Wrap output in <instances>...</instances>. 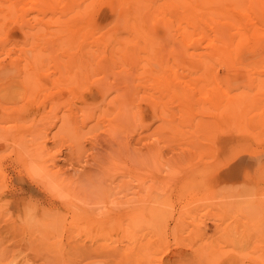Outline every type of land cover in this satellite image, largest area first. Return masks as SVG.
I'll use <instances>...</instances> for the list:
<instances>
[{
  "label": "rangeland",
  "instance_id": "1",
  "mask_svg": "<svg viewBox=\"0 0 264 264\" xmlns=\"http://www.w3.org/2000/svg\"><path fill=\"white\" fill-rule=\"evenodd\" d=\"M20 1H0V264H264V0H227L247 42L224 55L166 42L162 0Z\"/></svg>",
  "mask_w": 264,
  "mask_h": 264
},
{
  "label": "bare ground",
  "instance_id": "2",
  "mask_svg": "<svg viewBox=\"0 0 264 264\" xmlns=\"http://www.w3.org/2000/svg\"><path fill=\"white\" fill-rule=\"evenodd\" d=\"M1 1V0H0ZM14 1V0H13ZM20 1V0H19ZM22 1V0H21ZM20 1V2H21ZM28 1V0H27ZM57 0H29V7L30 8H32V9H35V11L37 10L38 12H47V11H49V9L51 10V12L52 13H55L56 11H58L56 8L57 7H59V6H56V8H55V5H54V3L56 2ZM63 1V0H62ZM67 1V0H66ZM78 1V0H77ZM76 1V2H77ZM93 1V0H92ZM115 1V0H114ZM124 1V0H123ZM130 1V0H129ZM132 1H134V0H132ZM152 2H153V0H151ZM163 2L160 4V3H158V4H160V6H161V8H163V9H165V8H168V6L171 8H168V9H170V14H168L167 16H166V18H164V17H162V19L164 18V22L162 21V23H159L160 25H163V23H164V29H165V31H166V36H167V39L169 38L170 40L169 41H166V42H170V44H173L174 42V38L177 40V43L179 44V45H188L190 48H191V46H193L192 47V49H195L196 48V46L198 45V48H200L199 47V45H204V47L206 46V47H213V49L214 48H216V50H217V48L220 50V48H222V47H226L227 48V46H228V49H229V47H231L232 45H234V42H236V43H239V42H241L242 43V41H243V43L246 41L247 42V39L244 41V39H238L237 41L236 40H234L233 39V37H235V36H233L234 35V33L236 32V31H231L232 29H235V30H238L237 31V33H239L238 35H242V37L244 38V37H246V35H245V31H244V29H242V27H241V24H239L238 22H237V20L234 18V15H233V17L231 16V14L229 13V11L231 10H228L230 7L232 8L233 6H235V1L234 0H228V1H230V4H232V5H230V4H228L227 2V0H162ZM231 1H234V2H231ZM240 1V0H239ZM242 1H244V0H242ZM247 1V0H246ZM7 2V4L5 5L4 3H6ZM12 3V0H9V1H4L3 0V3L2 4H4L5 6H7V7H10V10H12L11 9V6H13V5H10L11 3ZM58 2H60V1H58ZM65 2V1H64ZM79 2V1H78ZM138 2V1H137ZM139 2H140V0H139ZM145 2V1H144ZM156 2V1H155ZM8 3H9V5H8ZM22 3V2H21ZM28 3V2H27ZM26 3V4H27ZM66 3V4H65ZM65 3H61L62 5H64L65 7H67V6H69V7H73V4L75 3V0H74V2L72 1V0H68V3L67 2H65ZM121 3V2H120ZM141 3H142V1H141ZM151 3V2H150ZM154 3V2H153ZM235 3V4H234ZM243 3V2H242ZM244 3H246V2H244ZM2 4H0V5H2ZM12 4H14V2L12 3ZM17 4V3H16ZM15 4V5H16ZM22 4H24V3H22ZM77 5H78V3H76ZM131 4V3H130ZM140 4V3H139ZM145 4V3H144ZM25 5V4H24ZM57 5V4H56ZM76 5V8H69V11H67L66 13H68V12H70V13H68V15L70 14V17L69 18H73L74 16H76V15H78V17H79V14H82V13H84V14H86V10H84V12H82V13H80V6H77ZM85 5V4H84ZM134 5V4H133ZM136 5V4H135ZM153 5V4H152ZM155 5V4H154ZM242 5V4H241ZM240 5V6H241ZM246 5H247V3H246ZM87 6V5H86ZM89 6H90V3H89ZM131 6V5H130ZM155 6H157V4L155 5ZM239 6V7H240ZM248 6V5H247ZM77 7H79V10H77ZM114 7V6H113ZM118 7V6H117ZM116 7V8H117ZM180 7V8H179ZM236 7V6H235ZM83 8V7H82ZM136 8H138V7H136ZM151 8H152V6H151ZM155 8H157V7H155ZM242 8V7H241ZM247 8V7H246ZM4 9V8H3ZM68 9V8H67ZM71 9V10H70ZM88 9V8H87ZM122 9V8H121ZM127 9V8H126ZM139 9V8H138ZM142 9V8H141ZM144 9V8H143ZM244 9V8H243ZM243 9H241L242 10V12H243ZM249 9V8H248ZM5 10V9H4ZM47 10V11H46ZM115 10V9H114ZM140 10V9H139ZM166 10V9H165ZM235 10V9H234ZM245 10V9H244ZM250 10V9H249ZM6 11H7V9H6ZM9 11V10H8ZM122 11V10H121ZM159 11V10H158ZM240 11V10H239ZM3 12V11H2ZM11 12L12 11H10V14H11ZM118 12V11H117ZM133 12V11H132ZM136 12V11H135ZM139 12V11H138ZM141 12V11H140ZM237 12V11H236ZM235 12V13H236ZM241 12V13H242ZM51 13V14H52ZM57 14L58 13H60V14H62L63 13V11H61V10H59L58 12H56ZM55 13V14H56ZM65 13V12H64ZM161 13H162V15L164 16V13L161 11ZM1 14V13H0ZM4 14V13H3ZM83 14V15H84ZM113 14V13H112ZM167 14V13H166ZM5 15V14H4ZM4 15H1L2 16V18H3V16ZM132 15V14H131ZM134 15H136V14H134ZM159 13H158V17H159ZM240 15V14H239ZM60 16V15H59ZM82 16V15H81ZM80 16V17H81ZM133 16V15H132ZM142 16V15H141ZM5 17H6V15H5ZM65 17H66V15H65ZM157 17V16H156ZM160 17H161V15H160ZM62 18V17H61ZM61 18H59L60 20L59 21H62V19ZM75 18H77V17H75ZM82 18V17H81ZM135 18H136V16H135ZM240 18V17H239ZM64 19V18H63ZM78 19V18H77ZM77 19H75V20H73V21H75V22H77L78 20ZM115 19V18H114ZM137 19V18H136ZM160 19V18H159ZM159 19H156L157 21H156V23L157 22H159L160 20ZM161 19V20H162ZM241 19V18H240ZM77 20V21H76ZM81 20V22H82V19H80ZM138 20V19H137ZM141 20V19H140ZM139 20V21H140ZM154 20H155V18H154ZM159 20V21H158ZM65 21H67V20H65ZM130 21H131V19H130ZM129 21V22H130ZM136 21V20H135ZM242 21V20H241ZM240 21V22H241ZM70 22H71V20H70ZM84 22V21H83ZM104 22V21H103ZM132 22V21H131ZM141 22V21H140ZM61 23V22H60ZM63 24H64V22H62ZM67 23V22H66ZM65 23V24H66ZM68 23H69V21H68ZM74 23V22H73ZM73 23H72V25H73ZM77 23H79V22H77ZM139 23V22H138ZM142 23V22H141ZM152 23H155V21H153ZM244 23V22H243ZM65 24H64V26H65ZM70 24V23H69ZM82 24H84V23H82ZM98 24V23H97ZM130 24V23H129ZM132 24V23H131ZM137 24V23H136ZM140 24V23H139ZM138 24V25H139ZM62 25V24H61ZM78 25V24H77ZM77 25H76V27H77ZM86 25V24H85ZM135 25V24H134ZM136 26V27H140V26ZM64 26H62V27H64ZM67 26V25H66ZM70 26H71V24H70ZM69 26V27H70ZM82 26V25H81ZM87 26V25H86ZM69 27H67V29H69ZM133 27V26H132ZM131 26H130V28H132ZM72 28H75V25H74V27H72ZM72 28H70V29H72ZM79 28V27H78ZM150 28H151V26H150ZM65 29V28H64ZM70 29H69V31H70ZM82 29H84V26L82 27ZM114 29V28H113ZM135 29V28H134ZM138 29L139 28H137L136 29V31H138ZM75 31H76V29H75ZM77 31H79V29H77ZM111 31H112V29H111ZM110 31V32H111ZM116 31H117V29H116ZM132 31H133V29H132ZM135 31V32H136ZM72 32H73V29H72ZM72 32L70 31L69 33H71L72 34ZM134 32V31H133ZM138 32H141L140 31V29H139V31ZM150 32V31H149ZM148 32V33H149ZM233 32V33H232ZM76 33V32H75ZM74 33V34H75ZM82 33V32H81ZM84 33V32H83ZM113 33H115V32H113ZM77 34V33H76ZM108 34V33H107ZM141 34V33H140ZM236 34V33H235ZM237 35V34H236ZM138 36V35H137ZM148 36V35H147ZM150 36H152V35H150ZM165 36V35H164ZM239 36V37H240ZM106 37V36H105ZM118 37V36H117ZM238 37V38H239ZM111 38V37H110ZM136 38V37H135ZM144 38V37H143ZM152 38V37H151ZM249 38V37H248ZM71 39V38H70ZM106 39V38H105ZM116 39V38H115ZM145 39V38H144ZM236 39V38H235ZM252 39V42H253V38H251ZM107 40V39H106ZM111 40H113V39H111ZM128 40V39H127ZM127 40H124V41H126L127 42ZM137 40V39H136ZM152 40H153V38H152ZM171 40H172V42H171ZM241 40V41H240ZM114 41V40H113ZM147 40H145V42H146ZM151 41V40H150ZM249 41V40H248ZM115 42H116V40H115ZM114 42V43H115ZM117 42H118V40H117ZM122 42V41H121ZM125 42V43H126ZM245 42V43H246ZM104 43V42H103ZM110 42H108V44H109ZM122 43H124V42H122ZM149 43V42H148ZM151 43V42H150ZM116 44V43H115ZM120 44V43H119ZM112 45V44H111ZM152 45V44H151ZM154 45V44H153ZM179 45H175L176 47L177 46H179ZM114 46V45H113ZM194 46H195V48H194ZM122 47H124V45L122 46ZM188 47V48H189ZM205 47V48H206ZM178 48V47H177ZM183 48V50H184V47H182ZM210 48H209V50H210ZM115 49V48H114ZM117 49V48H116ZM185 49H187V47L185 46ZM225 48H222V52L221 53H223V50H224ZM123 50V48L121 49V51ZM208 49H206V51H207ZM212 50V49H211ZM216 50H214L215 52H217ZM219 50H218V52H219ZM3 51V50H2ZM117 51H118V49H117ZM185 51V50H184ZM183 51V52H184ZM214 51H210L212 54H214L213 52ZM225 51V50H224ZM201 52V51H200ZM220 52H219V54H214V57H211V60L213 61V59L216 57H221L222 55H224V53L222 54V55H220ZM226 52V51H225ZM229 52H230V50H229ZM1 53V52H0ZM194 52H192L191 54H193ZM209 52H207V54H208ZM227 53V52H226ZM206 54V53H205ZM204 54V55H205ZM227 54H229V53H227ZM208 55H210V53L208 54ZM207 55V56H208ZM217 55V56H216ZM218 55H220V56H218ZM5 56V55H4ZM212 56V55H211ZM216 58H215V60H216ZM223 59L225 58V56L224 57H222ZM222 58H220L221 60H222ZM227 58H229L230 59V57H227ZM9 59V58H8ZM7 59V60H8ZM205 60L206 59H208V58H204ZM210 59V58H209ZM219 59V58H218ZM4 60H5V57H4ZM9 60H11V59H9ZM8 60V61H9ZM7 61V62H8ZM210 61V60H209ZM218 61V60H217ZM14 63H16L15 61H13ZM215 62V61H214ZM221 62V61H220ZM219 62V63H220ZM223 62H224V60H223ZM223 62H221V63H223ZM0 63H3L2 61H1V59H0ZM9 63V65H11V64H13V63H11L10 64V62H8ZM216 63V62H215ZM228 63V62H227ZM224 65H225V62L223 63ZM30 65V64H29ZM0 67H1V65H0ZM16 67V66H15ZM21 67V66H20ZM20 67H19V71H20ZM30 69V68H29ZM18 70V69H17ZM26 70V69H25ZM24 71V70H23ZM15 72V71H14ZM27 72H29V71H27ZM27 72H26V74H27ZM17 73H19V72H17ZM1 74V73H0ZM6 74V73H5ZM25 74V73H24ZM7 75V74H6ZM16 75H18V74H16ZM15 75V76H16ZM72 75V74H71ZM19 76V75H18ZM23 76V75H22ZM29 76V75H28ZM30 76H32V75H30ZM24 77V76H23ZM33 77V76H32ZM73 77V79L75 80V81H77V85L79 86V85H81V82L80 81H82V84H83V80L81 79V78H75L73 75L72 76H70V78H72ZM8 78V77H7ZM12 78V77H11ZM15 79V78H14ZM13 79V80H14ZM18 79H19V77H18ZM21 79V78H20ZM61 79V78H60ZM22 81H23V78L21 79ZM27 80V79H26ZM32 80V79H31ZM5 81V80H4ZM4 81H2L1 80V82H4ZM17 81H19V80H17ZM17 81H16V83H17ZM33 81V80H32ZM55 81V80H54ZM13 82H15V80L13 81ZM10 83V82H9ZM16 83H15V85H16ZM27 83V82H26ZM53 83H55V82H53ZM59 83H62V80H61V82H59ZM59 83L57 84L56 83V86L57 85H59ZM27 84H29V83H27ZM63 84V83H62ZM61 84V85H62ZM20 85V84H19ZM30 85H31V83H30ZM60 85V86H61ZM64 85V84H63ZM76 85V86H77ZM54 86H55V84H54ZM60 86H58V87H60ZM72 86H75V85H72ZM76 86H75V88H76ZM83 86V85H82ZM8 87H10V86H8ZM7 87V85H6V88H5V86H4V88H5V90L8 88ZM20 87V86H19ZM23 87V86H22ZM0 88H3V87H0ZM21 88V87H20ZM30 88H34V87H32V85L29 87V89ZM68 88V87H67ZM78 88V87H77ZM76 88V89H77ZM79 88H81L80 86H79ZM23 89V88H22ZM25 89V88H24ZM28 89V90H29ZM58 89V88H57ZM4 92H6L7 90H9V89H7L6 91L4 90V89H2ZM1 89H0V91H2ZM31 90H33V89H31ZM2 91V92H3ZM25 91H26V89H25ZM30 91V90H29ZM29 91H28V97H31L30 95L32 94V96H33V94H35V93H33L32 91H30V93H29ZM58 91V90H57ZM60 91V90H59ZM80 91H81V89H80ZM72 92V91H71ZM77 92V91H76ZM79 92V91H78ZM122 93V92H121ZM125 93H126V90H125ZM125 93L123 92L122 94L125 96V97H128V96H126L125 95ZM1 95V94H0ZM4 95V94H3ZM26 95V94H25ZM5 96V95H4ZM3 96V97H4ZM7 96V95H6ZM74 96V95H73ZM81 96V95H80ZM27 96H26V98H28ZM76 97V96H75ZM78 97V96H77ZM0 98H1V96H0ZM21 98V96L19 97V99ZM29 99H32V98H28V100ZM112 99H115V100H117L118 99V95H114L113 97H112ZM3 100V99H2ZM27 100V99H26ZM25 101V100H24ZM23 101V102H24ZM33 101H34V99H33ZM32 103V102H31ZM34 103H35V101H34ZM36 104V103H35ZM34 104V105H35ZM39 104V103H38ZM28 106V105H27ZM36 106H38V105H36ZM82 106V105H81ZM81 106H80V108H81ZM6 108V107H5ZM4 108V109H5ZM8 108H10V107H8ZM83 108V107H82ZM7 109V108H6ZM19 109V108H18ZM23 109H24V107H23ZM22 109V110H23ZM29 109V108H28ZM40 109V108H39ZM69 109V108H68ZM9 110V109H8ZM21 110V109H20ZM20 110H18V111H20ZM22 110L20 111V112H22ZM34 110V109H33ZM69 110H71V109H69ZM82 110V109H81ZM14 111H16L15 109H14ZM32 111V110H31ZM84 111V110H83ZM3 112V111H2ZM6 113H9V112H7L6 111ZM12 113V112H11ZM14 113V112H13ZM16 113H18V112H15V114ZM36 113H37V111H36ZM69 113V112H68ZM15 114H13V115H15ZM38 114V113H37ZM70 114V113H69ZM9 115H11L10 113H9ZM8 115V116H9ZM66 115H67V113H66ZM64 115V118H62V120L63 121H65V124H63V122H62V125H61V127H63L64 129L65 128H67L66 127V125L67 124H71V117L73 118L74 116H72L71 114H70V117H69V115ZM10 117V116H9ZM75 118V117H74ZM13 119V118H12ZM15 120V119H14ZM6 121V120H5ZM16 121V120H15ZM0 123H2V122H0ZM5 123V122H4ZM4 123H3V125H4ZM15 123H13L12 125H14ZM1 125V124H0ZM67 126H69V125H67ZM0 127H4V126H0ZM19 127V126H18ZM45 127V126H44ZM6 128H8L9 129V127H6ZM62 129V128H61ZM19 130V129H18ZM25 130V129H24ZM35 130H37V129H34V132H35ZM66 130V129H65ZM45 131V130H44ZM63 131V130H62ZM61 131V132H62ZM8 132H9V130H8ZM5 133V132H4ZM6 133H7V131H6ZM17 133V132H16ZM19 133V132H18ZM17 133V134H18ZM24 133V132H23ZM22 133V134H23ZM27 133V132H26ZM40 133H41V130H40ZM10 134V133H9ZM8 134V135H9ZM28 134H30V133H28ZM44 134V133H43ZM46 134V133H45ZM4 135V136H3ZM8 135H5V134H2L1 135V137L3 138V137H5V138H7L8 137ZM14 135V134H13ZM20 135V134H19ZM39 135H42V134H39ZM55 135V133L53 134V136ZM62 135V134H61ZM60 135V136H61ZM16 136V135H15ZM26 136H27V134H26ZM32 136V135H31ZM18 136H16L15 138H17ZM20 137V136H19ZM37 137V136H36ZM35 137V138H36ZM45 137V136H44ZM55 137V136H54ZM25 137H23L22 138V141L23 140H26V141H24V143L26 142V143H28L29 141L27 140V139H24ZM30 137H28V139H29ZM35 138H34V140H31V141H34L35 142V146H34V144L33 143H31V142H29V143H31L30 145H29V143H28V145L27 144H25V145H23L22 143H20V144H22V146H26L27 145V147H26V149H28V151L31 153V151L33 152L35 149H33V148H35L36 147V144L37 143H39V140H38V138H37V141H35ZM40 138H41V136H40ZM61 138V137H60ZM4 139V138H3ZM2 139V140H3ZM45 139H48V138H45ZM56 139V138H55ZM1 140V139H0ZM57 140V139H56ZM4 141H6V140H4ZM14 141V140H13ZM28 141V142H27ZM56 143V142H55ZM19 144V145H20ZM42 144V143H41ZM40 144V145H41ZM44 144V143H43ZM46 144V143H45ZM37 145H39V144H37ZM21 145H20V147L22 148V151H23V155H25V156H27V157H29L30 155H29V153L26 151V149L25 148H23ZM31 146L33 147L32 149H31ZM46 146L45 145H43V147H41L40 149H41V151H42V148H44L45 150L47 149V148H45ZM31 150H30V149ZM39 148V147H38ZM38 148H36V149H38ZM40 149H38L39 150V154H40ZM43 149V150H44ZM26 152H27V154H26ZM36 152H37V154H36ZM35 153H31L32 155V157L34 156L35 158H37V155H39L38 154V151H36ZM44 152V151H43ZM48 152V151H47ZM42 153V152H41ZM49 153V152H48ZM36 154V155H35ZM44 154H45V152H44ZM50 154V153H49ZM29 155V156H28ZM30 156V157H31ZM43 155L41 154V156H38L39 158L38 159H40V157H42ZM21 157V156H20ZM29 157V158H30ZM38 159H36V160H38ZM43 158H41L40 159V161L42 160ZM35 160V164H36V162H38V161H36ZM30 161H31V158H30ZM29 162V161H28ZM27 162V163H28ZM26 163V162H25ZM34 164V167L33 168H31V167H29V169L31 168V170H30V172H32L33 171V173L32 174H34V173H37L36 175H35V177L39 174V172H41L42 174H44V178H47V177H49V180L50 179H54L55 181H56V178L60 175L59 174V172H60V169H55V170H52L51 168L53 167V163H52V167L51 168H49V169H45L44 167L42 168L40 165H39V167H38V165H35ZM42 164V163H41ZM43 165V164H42ZM45 165H47V164H45ZM1 169V168H0ZM2 170V169H1ZM41 170V171H40ZM40 175V174H39ZM42 176V175H41ZM46 176V177H45ZM38 177H40V176H38ZM79 177V176H78ZM80 178V177H79ZM43 180V179H42ZM46 180V185L48 186V184H51V183H49V181L47 180V179H45ZM75 180H76V178H75ZM74 180V181H75ZM45 182V181H44ZM48 183V184H47ZM53 183H56V182H53ZM59 182H57L56 184L57 185H59L58 184ZM70 184L68 185V188L67 189H79L80 187V184H77L76 183V181H75V184H74V182H73V180H70V182H69ZM80 183H81V181H80ZM82 183H84V182H82ZM82 183H81V185H82ZM62 182L60 183V185L58 186V187H62ZM66 184H68V183H66ZM63 185H65V184H63ZM84 186V184L82 185V187ZM56 187V186H55ZM58 187H56L57 189H60V188H58ZM81 187V189H84V187L82 188ZM55 188V189H56ZM45 212V211H44ZM46 215H47V213H46ZM35 216H33V218H34ZM88 217V216H87ZM90 217V216H89ZM36 218V217H35ZM34 220H36V219H34ZM37 221V220H36ZM26 229H29V228H26ZM22 231V230H21ZM26 231H29V230H26ZM22 233V232H21ZM28 234H29V232H28Z\"/></svg>",
  "mask_w": 264,
  "mask_h": 264
}]
</instances>
